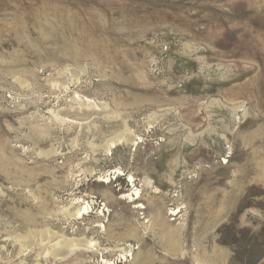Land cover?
<instances>
[{
  "label": "rangeland",
  "instance_id": "1",
  "mask_svg": "<svg viewBox=\"0 0 264 264\" xmlns=\"http://www.w3.org/2000/svg\"><path fill=\"white\" fill-rule=\"evenodd\" d=\"M64 67L85 72L45 84ZM73 93L114 107L138 146L91 151L117 128L101 118L78 134L56 124ZM128 175L145 210L122 199ZM74 198L92 212L65 222L57 210ZM45 227L92 238L104 260L126 242L121 264H264V0H0V264H36L38 247L20 257L14 239Z\"/></svg>",
  "mask_w": 264,
  "mask_h": 264
},
{
  "label": "bare ground",
  "instance_id": "2",
  "mask_svg": "<svg viewBox=\"0 0 264 264\" xmlns=\"http://www.w3.org/2000/svg\"><path fill=\"white\" fill-rule=\"evenodd\" d=\"M84 72H85V68L78 70L74 68L69 69L68 67H64L56 73V77L47 78L45 80V84L50 86L51 88H57V89L62 88L65 90L66 89V81L64 80L65 73L70 74V76L67 75L66 77H72L78 82L79 74H83ZM15 81L20 86L27 85V82L22 80V78L21 79L15 78ZM56 91H61V90L58 89ZM68 102L72 103V105H68L69 108L66 111H64L63 109L61 111L58 110V111L50 112L55 123L60 125V127L64 124L75 126L76 134H78L80 132L79 130L83 126L82 124L83 121L93 122L95 119L101 118L104 120L105 123H108V124L116 123L117 124V128L113 132L110 133V136L108 138L106 137L107 139L103 141L102 145L95 146L94 143H88L89 145L88 147L91 148V151L96 148H100L106 154H109L112 152L113 149H115L120 144L131 146L134 148L138 146V144L141 142V138L136 136L135 133L130 130L126 122L121 118L120 112H118L109 103L103 102V101H97L95 99L89 98L88 96H83L77 93H73ZM241 107L242 105L232 107L233 117L234 116L236 117L237 111H239ZM76 117H79V118H76ZM160 117L161 116L157 115V113H152V114L150 113V116H149L150 122H148V124L151 125L154 121H157ZM120 124H121V127H120ZM89 126L90 124L88 122V126L86 125V128L90 129ZM92 126H94V124ZM76 138L77 137L73 139L72 143H75ZM188 138L191 139V143H193L196 140L195 139L196 137L192 135H190ZM73 145L75 146V144ZM55 154H56V150L53 148V146H50L48 150H39L37 152L38 157H50ZM85 171L92 173V170H90V168L89 169L87 168V170ZM120 176H122V172L120 171V169L116 168L111 171H107L103 176L100 177V180H101L100 183L102 185H105V183L109 182L110 184L112 180L114 179L117 180ZM126 177H127L126 179L127 183H129L132 189H131L130 194L122 195V199H124L125 201L128 200L131 204H133L134 205L133 209L135 210H140V211L145 210L144 204H142L141 202L142 197H141L140 190L135 188L134 180L130 175ZM105 186H108V184H106ZM156 191L157 190L154 189V192ZM173 197H176V196H173ZM99 208H98V213H96L97 221L95 222L94 228H97L98 230H100L99 231L100 233H105L106 228H105L104 220L106 219V217L104 215L105 212L103 211L105 209V205L102 204L101 210ZM178 208L179 207H176L175 209L170 210L172 212L170 216L178 215L180 211H177V213H175V210H177ZM91 212H92V209H91L89 202H85L84 200L82 199L80 200L79 198L72 199L67 204L59 207L57 210V214L65 222L84 220L85 218L87 219L89 217V213ZM106 212L108 213L107 209H106ZM159 214L160 213L157 214L156 225L158 227H164V228L166 227V229L168 230L169 228V226H167L168 224L165 225L161 221V217H160L161 214L160 215ZM147 223L149 222L148 221L146 223L144 222V224H147ZM131 232L130 234L133 235V237L139 236L138 229L132 228ZM173 235L174 233H170V236H173ZM14 240L15 242H17L18 247H19L17 256H20V257L25 256L26 255L25 253L30 252V248L32 246L36 245L38 247L37 251L35 252V256H34L36 264H46V262L48 261H52L53 264H57V263L61 264L66 261L68 262V260L71 259V257L76 255L77 253H88L93 256L97 253L96 254L98 255L97 261L95 260L97 264L98 263L99 264H115L114 260H104L103 255L100 252L102 251V249H100L99 243L85 235L76 236L75 234H71L70 236H67L64 233H59V232L51 230V228L45 227L41 229H29L24 235H19ZM175 241L176 239L174 240V242ZM103 251H106V249H104ZM112 252L118 253L115 259H117L120 262V264L127 263L129 259L131 261L133 260L134 247L124 242L123 247L121 248L115 247V250H112Z\"/></svg>",
  "mask_w": 264,
  "mask_h": 264
},
{
  "label": "built area",
  "instance_id": "3",
  "mask_svg": "<svg viewBox=\"0 0 264 264\" xmlns=\"http://www.w3.org/2000/svg\"><path fill=\"white\" fill-rule=\"evenodd\" d=\"M92 203H93V202H89L90 206H93ZM112 260H114L115 264H120V262H119L117 259L112 258Z\"/></svg>",
  "mask_w": 264,
  "mask_h": 264
}]
</instances>
